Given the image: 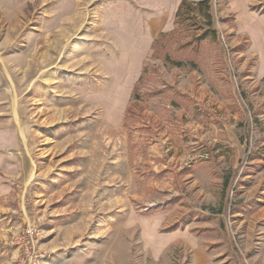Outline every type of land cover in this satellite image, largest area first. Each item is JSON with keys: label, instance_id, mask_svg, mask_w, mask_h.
<instances>
[{"label": "rangeland", "instance_id": "rangeland-1", "mask_svg": "<svg viewBox=\"0 0 264 264\" xmlns=\"http://www.w3.org/2000/svg\"><path fill=\"white\" fill-rule=\"evenodd\" d=\"M244 1L0 0V264H264Z\"/></svg>", "mask_w": 264, "mask_h": 264}, {"label": "trees", "instance_id": "trees-1", "mask_svg": "<svg viewBox=\"0 0 264 264\" xmlns=\"http://www.w3.org/2000/svg\"><path fill=\"white\" fill-rule=\"evenodd\" d=\"M193 6V8L202 9L203 7L205 10H208L209 6V0H198V1H189V0H182L175 12V17L180 18L184 12V10H187L188 7ZM205 16L207 17V25L210 24V15L208 11L205 12Z\"/></svg>", "mask_w": 264, "mask_h": 264}, {"label": "crops", "instance_id": "crops-1", "mask_svg": "<svg viewBox=\"0 0 264 264\" xmlns=\"http://www.w3.org/2000/svg\"><path fill=\"white\" fill-rule=\"evenodd\" d=\"M141 3H179L182 1V0H140ZM192 1H198V0H192ZM232 1V4L238 8H241L242 9V12H243V5L245 3L244 0H231ZM177 5V7H178ZM177 10V8H176ZM176 12V11H175Z\"/></svg>", "mask_w": 264, "mask_h": 264}, {"label": "built area", "instance_id": "built-area-1", "mask_svg": "<svg viewBox=\"0 0 264 264\" xmlns=\"http://www.w3.org/2000/svg\"><path fill=\"white\" fill-rule=\"evenodd\" d=\"M21 241H22L21 243H23V244H25V245L28 244V240H26L25 236H23V237L21 238ZM25 249H26V248H25ZM25 253L29 256V254H30L29 249L25 250Z\"/></svg>", "mask_w": 264, "mask_h": 264}]
</instances>
